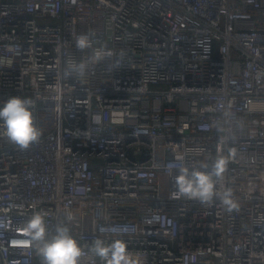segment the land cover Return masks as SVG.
<instances>
[{
  "label": "built area",
  "instance_id": "2783aa9c",
  "mask_svg": "<svg viewBox=\"0 0 264 264\" xmlns=\"http://www.w3.org/2000/svg\"><path fill=\"white\" fill-rule=\"evenodd\" d=\"M11 96L35 100L42 137L21 150L0 126V264H42L35 213L49 239L69 227L80 264H104L97 239L132 264H264V0H0ZM180 157L225 158L237 209L174 198Z\"/></svg>",
  "mask_w": 264,
  "mask_h": 264
},
{
  "label": "clouds",
  "instance_id": "9594fccd",
  "mask_svg": "<svg viewBox=\"0 0 264 264\" xmlns=\"http://www.w3.org/2000/svg\"><path fill=\"white\" fill-rule=\"evenodd\" d=\"M76 47L80 50L90 48V34L78 36ZM111 55L104 49L95 52L97 60L111 57ZM117 66H119V60H117ZM87 70V64L84 62L68 61L66 64V75L83 77ZM35 104V100L31 98L11 96L0 106V126L3 128L4 135L10 143L21 150L29 148L33 143H38L42 137V129L35 124L32 110ZM179 162L181 166L174 178L176 189L172 193L174 198L185 197L200 203H208L218 198L226 211L231 212L237 209L238 204L232 198L231 189L226 188L222 193L217 190V182L223 178L226 171L225 158L215 159L211 165V171H201V167H206L204 165L187 166L184 163V157H180ZM24 230L30 240L39 245L36 251L42 258V264H80L83 249L68 226L57 225L55 234L49 239L45 215L35 213L25 222ZM89 251L104 261V264H132L125 243L119 239L111 244L97 239L90 246Z\"/></svg>",
  "mask_w": 264,
  "mask_h": 264
}]
</instances>
